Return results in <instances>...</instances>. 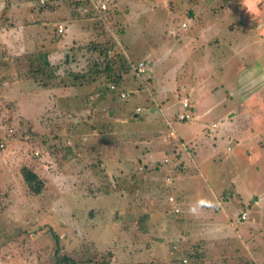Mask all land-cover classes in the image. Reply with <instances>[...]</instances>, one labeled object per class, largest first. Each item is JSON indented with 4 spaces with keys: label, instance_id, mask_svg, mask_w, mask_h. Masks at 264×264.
<instances>
[{
    "label": "rangeland",
    "instance_id": "rangeland-1",
    "mask_svg": "<svg viewBox=\"0 0 264 264\" xmlns=\"http://www.w3.org/2000/svg\"><path fill=\"white\" fill-rule=\"evenodd\" d=\"M28 1L0 0V141L4 144L0 149V264H56L54 238L48 229L57 236L66 234L59 238L61 253L75 254L81 260L90 258L91 263L109 257L110 261H127L126 254H116L115 244L114 255L107 253L112 242L131 240L127 222L115 218L110 223V219L101 225L102 230L95 231L85 226L100 221L99 215H88L85 220L86 211L111 202L96 190L99 182L105 180L102 171L99 172L98 158L102 157L97 154L95 140L92 142L90 133L85 140L82 137L77 140L67 131L70 120L80 119L75 109L79 96L84 98L94 91V86L83 87L78 98L73 99L67 90L45 88L28 79L16 80L13 76L19 64L12 55L46 49L50 51L51 62L59 65L60 70L74 65L82 69L85 48L71 44V38L83 41L86 36L83 32L88 30L102 35V40L111 38L120 42L119 33L123 29V37L134 46L132 55L145 59L147 74L151 71L155 78L148 88L131 96V102L141 107L139 119L128 123L141 126L137 132L141 141L133 149L152 148L148 133L163 141L167 133L173 138L175 128L187 123L198 125L204 136L217 144L232 148L238 140L248 146L254 140H262L264 146V0H104L110 13L93 12V19L87 22L83 17L86 12L80 15L75 10V17L67 13L66 7L72 0H57L56 6H64L60 9L52 0L42 10L34 11L28 6L35 1ZM40 14L45 15L48 24L42 25ZM107 18L110 25L105 22ZM182 21L187 27H181ZM70 22L75 23L68 25L67 31L64 27L63 38H59L55 32L57 23ZM14 34L21 35L20 39L25 35V40H11ZM73 46L77 50L71 53L74 58L68 66L64 63L65 51ZM188 87L195 90L193 94L200 100H212L221 113L216 116L206 113L199 119L195 115L186 123L176 120L177 99ZM56 92L60 96L57 102L51 96ZM166 105L170 109L167 120H172L173 128L166 127L161 117L160 109L164 110ZM52 107L62 111L58 116L52 111L44 119L41 116L44 110H54ZM64 111L71 115L64 113L61 118ZM212 121L215 127L211 126ZM193 131L190 133L194 134ZM230 131L239 136L236 138ZM99 140L96 142L99 146L108 141L106 137ZM73 142L81 150L78 160H83L88 153L85 148L90 146L93 158L85 162L86 169L80 161L75 164L61 159ZM184 144L182 149L194 148L192 141ZM153 148L172 154L162 143ZM162 155L158 154L159 161ZM88 162L96 165L92 167ZM24 165L31 166L45 180L41 195L28 197L19 172ZM222 167L219 165V169L225 170ZM230 167L232 178L247 171L246 166H241L239 172ZM195 173L194 182H201L200 172ZM110 186V191H115L112 183ZM165 197L163 194L162 198ZM121 225L126 227L123 232L119 229ZM90 242L99 252L91 249ZM80 249L85 253L79 254ZM74 250L77 253H72Z\"/></svg>",
    "mask_w": 264,
    "mask_h": 264
},
{
    "label": "crops",
    "instance_id": "crops-1",
    "mask_svg": "<svg viewBox=\"0 0 264 264\" xmlns=\"http://www.w3.org/2000/svg\"><path fill=\"white\" fill-rule=\"evenodd\" d=\"M53 2L58 9L64 7L56 6L59 4L57 0ZM66 9L67 13H71L72 10L69 7ZM39 17L42 25L48 24L44 21V14H40ZM74 23L57 24L64 26L67 31L68 25L73 26ZM124 33L125 30L121 33L119 40L124 51L132 53L134 46L129 45L130 42L123 37ZM16 35L14 34L11 40L18 42L25 40L23 39L25 35L22 39H20L21 35ZM154 60L157 59L152 61ZM144 78L145 81L128 84L130 86L128 88L134 91L133 95L141 92L143 88H148L152 80H155L151 71L150 74H145ZM79 91V88H72L68 90V94H72L75 99ZM184 92L176 102V120H179L178 116L183 111L180 102L182 97L189 99L192 117L196 115L199 119L198 117H205L206 113L215 116L221 113V109L213 104L212 100H200L193 94L195 92L193 88H185ZM203 94L206 95V93ZM109 98L110 96H106L104 100L99 101L98 105L109 104L111 107L106 117L100 121L103 124L91 130L89 135L92 142L95 140L93 144L98 150L97 154L101 153L102 157V159L98 158V161L101 167L99 168L102 169L101 177L105 182H99L100 196L110 198L111 204L109 205L108 201L103 205L104 207L86 211L85 220L88 215H99L100 221H94L92 226L86 223L85 226H89L94 231L102 230L103 214L108 211L107 216L111 218L114 211L117 219L131 220L129 225L131 240L127 242L132 244L131 252L135 257L138 255V258L144 256L166 260L178 254L181 249V259L186 258L188 263L194 260L195 264H264V146L262 140L252 141L251 146L246 143L244 145L238 140L231 148L229 145L211 141L210 137L204 136V132L200 131L198 125L187 123L175 128L173 138L172 134L167 133L163 141L148 133L147 138L150 143H153L152 148L138 149L136 146L133 149L132 146L141 141L137 134L141 126L128 125L129 122L133 124L128 113L130 110L126 107L131 106L130 103L115 105ZM133 105L140 107L137 103ZM160 111L166 127L168 125L173 128L172 120H167L170 117L168 105ZM91 119L90 116L88 121ZM159 122L160 127L162 122ZM214 123L212 121L211 125ZM191 131L194 134L190 133ZM230 132L236 138L239 136L234 131ZM85 136L82 138H87ZM105 137L108 139L107 142L100 146L96 144L100 141L99 139H105ZM189 141L193 142L194 148L182 149L184 142ZM156 143H162L164 147L168 146L172 154L169 155L167 151H162L160 148H153L156 147ZM89 147L85 148L88 153L83 155V160L82 158L78 160V155L82 154L76 146L72 161L75 164L78 161L84 162L86 165L85 162L93 158ZM159 153L163 154L160 161ZM165 158L167 161L164 163ZM170 163H172L171 166ZM218 163L225 167V170L219 169ZM230 166H233L236 172L241 170V166H246L247 171L239 178H232ZM143 171H145L144 174ZM195 171L200 172L201 182H194ZM166 177L171 178L169 184L166 182ZM109 183L113 184L112 189L115 191H110ZM163 194H166L165 199L162 198ZM169 196L174 198V204L169 202ZM200 198L215 200L217 206L204 209L194 218L188 214V205ZM173 206L178 208L177 214L174 213ZM242 211H246L247 218L236 221ZM140 216H143L142 222L147 228L144 232L143 228L141 229V226L135 223ZM125 228L123 225L119 227L121 232ZM71 230L74 231L75 228L72 227ZM168 241L174 242L168 245ZM147 243L149 246L145 245ZM189 255H193L194 258L190 259Z\"/></svg>",
    "mask_w": 264,
    "mask_h": 264
},
{
    "label": "trees",
    "instance_id": "trees-1",
    "mask_svg": "<svg viewBox=\"0 0 264 264\" xmlns=\"http://www.w3.org/2000/svg\"><path fill=\"white\" fill-rule=\"evenodd\" d=\"M32 0H29L28 3H32ZM35 3L33 5H29V9L31 11H34L38 8V10H42L43 7H46L48 4H50V1L52 0H44L43 3L40 2V0H34ZM72 3H68L71 11V15L73 12H76L75 10H78V13L82 15L83 12L85 15L83 16L85 22L89 21L92 18V15L94 13H110V10L107 9V6L103 9L99 5H97L98 0H72ZM105 2L104 0H100ZM108 1V0H106ZM109 2V1H108ZM90 3V4H89ZM90 5V6H89ZM66 7V8H67ZM95 9V10H94ZM74 10V11H73ZM37 11V10H36ZM35 11V12H36ZM94 12V13H93ZM75 17L76 14H73ZM72 21V20H71ZM105 22H107V25H110V19H105ZM47 24V23H46ZM45 24V25H46ZM60 25V24H59ZM50 26V25H49ZM55 28V26H53ZM53 28V29H54ZM64 30V26H63ZM54 31V30H53ZM86 31V33H85ZM56 35L59 38H63L62 32H58V25L56 26ZM88 30H84V34L86 35L83 41H78L76 39L71 40V44L78 45V48H85L86 54H82L84 57V65L82 69H79L74 65L75 67H67L62 68L60 70L59 65L53 64L49 58L50 51L48 50H36L21 54H15L12 55L13 61H15L16 64H19V67H16L15 70V76H13L14 79H28L36 84L42 86V87H48L49 89L54 88L56 91H68L72 88H79L81 90L85 86H94V91L91 93H88L84 98H80L79 96V103L76 105L78 116L80 119H74V121L70 120V126L68 127V132H70L71 135H74L73 137H77V140L79 137H82L84 135H87L91 130H94L95 127L98 125L100 126V121L106 117V114L108 113V109L111 107L108 105H98L99 101L101 99H105L106 96H110L109 100L112 101V103H130L131 106L128 105V113L130 114L132 119H139V114L141 111V107H136V105H133L131 102V96H133L134 91L128 87H130L128 84L136 81H142L146 80L143 78L145 74H147V62L145 59L141 57H136L132 55V53H126L124 51V48L120 42H116L112 40L111 38L102 40V35L96 34L95 31L88 32ZM123 32V29L121 30V33ZM64 33V32H63ZM119 33V36L121 35ZM54 34V33H53ZM58 38V39H59ZM57 39V40H58ZM68 39V38H67ZM73 46L74 48H67L65 51L64 56V63L70 66V61L73 60V54L72 52L77 50V47ZM71 51V52H70ZM71 58V59H70ZM139 63H142L144 67L143 72L137 71V66ZM24 75V77H22ZM21 77V78H20ZM56 81V83H54ZM60 92V93H61ZM124 94V96H122ZM52 99L55 102H57V94H52ZM60 97V96H59ZM62 97V96H61ZM73 97V96H72ZM75 97V96H74ZM78 98V97H77ZM56 106V105H55ZM127 107V106H126ZM130 107V108H129ZM136 107V108H135ZM53 108V107H52ZM139 108V112L136 111V109ZM54 109V108H53ZM135 109V110H134ZM57 109L52 110L45 109L43 112V115H41L44 119H47L49 117V114L52 111H55ZM62 110H59L56 112L59 113ZM77 111H74L73 114H76ZM64 113H68L71 115L70 112H63L61 114V118ZM92 117L90 121L88 119ZM69 117V116H68ZM85 138L83 137V140ZM3 143V141H0ZM4 146V144H3ZM77 143H69V146L66 149V157H62L61 159H65V161H72L73 159V153L75 152ZM88 161V160H87ZM89 165L92 167L96 165V162H88ZM91 163V164H90ZM165 163V162H164ZM84 165V162H83ZM85 167V165H84ZM90 171V170H89ZM102 171V169L99 170V172ZM20 175L22 177L23 183L26 186V192L29 195L28 197H34L39 196L43 193L45 189V180H43L42 177L39 176V174L28 165L21 166L19 169ZM90 174V173H89ZM91 175V174H90ZM91 177H93L91 175ZM169 184V183H168ZM97 192H100L99 189H96ZM105 191V190H103ZM170 197V196H169ZM168 197V200H169ZM172 197V196H171ZM170 203L174 204V198L173 201H169ZM175 208L178 210L177 207L173 206V211L175 214L179 212H175ZM94 211V209L92 210ZM106 213L105 215H107ZM112 217L109 218V216H103V223L107 222V220H110V223L115 221L116 214L113 211ZM142 217L140 216L135 220V223L137 225L141 226V229L143 228V232L146 231L145 223L142 222ZM127 225L131 224V220L128 219ZM143 223V224H142ZM50 231V234L54 238V244L55 248L53 251V255L55 258L56 264H187L182 262L181 255H180V247L178 254L176 253L174 256H171L170 258H167L166 260H160L157 258H147V257H139L138 255L135 257L132 255V244L128 243L127 240H125L123 243L118 242H112L109 244V250H108V256L112 257V254L114 255V244L118 247V251L116 252L124 256L126 254V260L127 261H121L116 262L114 259L110 261V257L106 260H101L99 262H93L91 263L90 258H86L84 260L77 259L75 254H68V253H61V247L59 245V238L61 236H57L54 234V232L51 229H48ZM142 232V233H143ZM91 246V249H94L95 252H99L94 245L90 242L89 244ZM146 246H149V244H145ZM194 245V244H193ZM139 249V248H137ZM81 250V249H80ZM78 250V252L80 251ZM141 250V249H140ZM72 253H77V251H73ZM85 251L81 250L79 254H84ZM191 257L190 259L194 258L193 255H189ZM114 258V257H113ZM90 262V263H89ZM194 260H191V263L188 264H195Z\"/></svg>",
    "mask_w": 264,
    "mask_h": 264
},
{
    "label": "built area",
    "instance_id": "built-area-1",
    "mask_svg": "<svg viewBox=\"0 0 264 264\" xmlns=\"http://www.w3.org/2000/svg\"><path fill=\"white\" fill-rule=\"evenodd\" d=\"M40 2L43 3L44 0H40ZM97 5H99L103 9L106 7V3L103 2V1H100V0L97 1ZM181 27H186V24L184 22H182L181 23ZM62 31H63V26L62 25H58V32H62ZM136 69H137L138 72H143L144 71V67H143L142 63H139ZM122 96H124V94H122ZM180 102H181V106L183 108V111L179 114L178 119L181 120V121L190 120L192 115L190 114V101H189V99L187 97H182L180 99ZM136 111L139 112V108H137ZM211 126L215 127L216 124L214 123ZM9 132H11L10 128H9ZM3 147H4L3 143L0 142V149H2ZM166 161H167V159L165 158L164 162H166ZM170 181H171V178L170 177H166V182L169 183ZM169 201H173V197L170 196L169 197ZM177 211L178 210L175 208V212H177ZM246 218H247L246 211H242L238 215V218H237L236 221L245 220ZM182 262L186 263L187 259L183 258Z\"/></svg>",
    "mask_w": 264,
    "mask_h": 264
},
{
    "label": "clouds",
    "instance_id": "clouds-1",
    "mask_svg": "<svg viewBox=\"0 0 264 264\" xmlns=\"http://www.w3.org/2000/svg\"><path fill=\"white\" fill-rule=\"evenodd\" d=\"M217 206V201L207 198L197 199L195 202L188 205V214L192 217H197L204 209H211Z\"/></svg>",
    "mask_w": 264,
    "mask_h": 264
}]
</instances>
